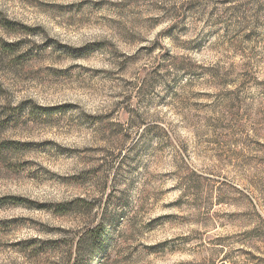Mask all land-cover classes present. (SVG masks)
I'll use <instances>...</instances> for the list:
<instances>
[{"label": "rangeland", "instance_id": "rangeland-1", "mask_svg": "<svg viewBox=\"0 0 264 264\" xmlns=\"http://www.w3.org/2000/svg\"><path fill=\"white\" fill-rule=\"evenodd\" d=\"M0 199V264H264V0H0Z\"/></svg>", "mask_w": 264, "mask_h": 264}, {"label": "snow or ice", "instance_id": "snow-or-ice-1", "mask_svg": "<svg viewBox=\"0 0 264 264\" xmlns=\"http://www.w3.org/2000/svg\"><path fill=\"white\" fill-rule=\"evenodd\" d=\"M161 27H163V26H161ZM165 43H167V42H165ZM176 54H177V55H183L184 53L178 51ZM197 59H198V58H197ZM142 63H143V62H142ZM105 67H107V65H105ZM64 226L67 227V228L72 227V225H70V224H65ZM31 235H35V233H32Z\"/></svg>", "mask_w": 264, "mask_h": 264}, {"label": "trees", "instance_id": "trees-1", "mask_svg": "<svg viewBox=\"0 0 264 264\" xmlns=\"http://www.w3.org/2000/svg\"><path fill=\"white\" fill-rule=\"evenodd\" d=\"M10 199H14V198H10ZM1 201H2V200L0 199V204H1Z\"/></svg>", "mask_w": 264, "mask_h": 264}, {"label": "clouds", "instance_id": "clouds-1", "mask_svg": "<svg viewBox=\"0 0 264 264\" xmlns=\"http://www.w3.org/2000/svg\"><path fill=\"white\" fill-rule=\"evenodd\" d=\"M167 46V45H166Z\"/></svg>", "mask_w": 264, "mask_h": 264}]
</instances>
